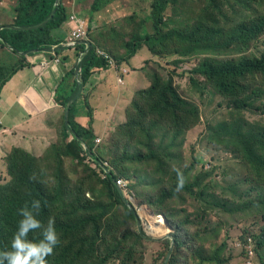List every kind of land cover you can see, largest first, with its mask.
<instances>
[{
  "label": "rangeland",
  "instance_id": "374dc122",
  "mask_svg": "<svg viewBox=\"0 0 264 264\" xmlns=\"http://www.w3.org/2000/svg\"><path fill=\"white\" fill-rule=\"evenodd\" d=\"M63 1L69 12L87 22L88 39L115 61L125 56L128 43L154 33L157 0H98L102 7L93 15L94 0ZM166 2L160 29L163 37L172 36L156 44L159 63L149 61L148 75L172 83L197 108V124L177 132L151 119L150 131L132 137L116 129L96 152L93 148L102 167L123 181L114 185L119 196L103 178V169L84 167L88 161L84 154L74 161L59 147L56 159L39 158L41 169L37 160L30 167L40 172L37 176L54 200L49 218L55 224L95 220L72 234L73 240L85 242L80 264H98L108 256L105 264H245L250 252L253 264H264V73L250 77L246 92L231 100L196 72L204 62L261 58L264 31L247 45L207 49H193L174 35H187L195 24L227 33L264 17V0ZM15 5V0H0V26L13 24ZM6 56V48L0 46V62ZM10 56L8 60L17 64L19 56ZM113 123L108 120L106 130ZM12 148L16 146L9 151ZM8 156L0 162V189L11 181ZM23 161L24 157L19 164ZM22 166L32 173L28 163ZM177 169L185 177L180 191ZM67 185L70 189L61 193ZM17 194L13 189L8 192L12 200L19 199Z\"/></svg>",
  "mask_w": 264,
  "mask_h": 264
},
{
  "label": "trees",
  "instance_id": "16d2710c",
  "mask_svg": "<svg viewBox=\"0 0 264 264\" xmlns=\"http://www.w3.org/2000/svg\"><path fill=\"white\" fill-rule=\"evenodd\" d=\"M55 2L56 0H15L16 5L13 10V24L0 26V46L6 48L7 51V60L0 62V92L12 76L30 66L27 61L28 57L38 54L40 51L51 52L53 48L59 47L61 44V41H56L53 38L52 33L59 29L63 23L67 22L70 13H68L64 1L58 0L55 13L52 14ZM101 5L102 4H100L98 0H94L93 7L90 8L91 14L93 15L94 13L99 12L102 7ZM166 5V0H157L154 3L153 9L156 14L154 33H146L143 36L138 37L137 40L128 43L127 46L129 49L125 56L119 57L116 60L118 64L126 62L129 58H132L134 54L141 49L142 45L146 46L148 50L154 54L157 48L156 44L161 45V43H164L172 36L166 34L163 37L164 33L160 29V25L163 23L161 14L165 11ZM49 17H52L50 21L39 26ZM263 31L264 17H261L256 20L239 24L227 33L223 30L207 27L203 24H195L189 29L187 35H181L178 33H175L174 35L182 43H191L193 49H207L229 46L231 44L247 45ZM214 39L216 40L215 43H213ZM92 42L95 46H92L88 52L84 54L79 67L81 71L80 80L84 85L94 70L106 69L108 67L107 61L95 54V49L98 48L99 45L94 41ZM75 49L78 54L80 52L83 53L84 45L81 44L75 47ZM58 50L46 54L52 55L54 58L58 54ZM8 52L12 55L19 56L17 64H13L8 60L11 57V54L9 55ZM196 72L221 96L226 99L238 100L241 95L246 92L247 87H249L246 83L248 79L264 73V56L259 59H242L235 62H204L198 65ZM71 75L73 76L72 73ZM148 79L149 86L146 89L138 91L129 105L126 112V122L116 127L115 130L117 129L118 132L124 130L127 135L136 137L138 131L146 132L151 130V127L149 126L151 119H157L166 124L170 129L177 132L189 130L197 124V108L184 100L178 94L172 83L161 82L154 73L149 74ZM71 88L70 95L62 101L63 87L59 85L56 89L55 101L62 102L63 106L69 105L70 102L74 100V96L78 90V85L74 80ZM85 105L88 111V116L92 118V112L88 103H85ZM74 115L75 103H72L68 115L69 127L62 123L60 141L52 147L55 159L57 158L59 147L62 148L64 157H71L74 161H78L81 158V154H84V157H88L83 148L74 138L71 142H65V133L67 132V129L72 130L75 136L81 138L86 143L88 150L92 151L94 148L92 132L90 129L84 128L75 123ZM106 141H108V139ZM96 149H94L95 152ZM22 157H24L22 165L28 163L32 173L36 174L35 176L40 172L34 171L30 167V164H35L37 160L38 166L41 169L40 160L22 150L14 149L9 154L8 162H10L9 169H11V172L9 174L11 176V181L4 188L0 189V195L4 196H0V249L9 246L10 243L7 244V240L12 234L13 229H17L15 217H20L18 213L24 201L27 203L32 200L41 201V209L37 216L38 220L41 221H45L49 218L48 207L52 205L54 201L50 198L48 192L44 190V184L41 177L37 176V178L32 179L34 174L19 164ZM84 167L89 168L90 165L85 164ZM17 168L19 170L14 176L13 172ZM43 174H45V172H43ZM105 178L109 182L111 188L119 196L118 190L112 183V178L107 174L105 175ZM204 178V176L199 178L198 181L194 183V186L197 187ZM62 187L63 190L61 193L70 189V186L68 185ZM10 189L15 191V195L18 192V200H12L9 197L8 192ZM171 195V193H168V196ZM94 222L95 220L84 218L78 220L77 223L68 219L58 224H54L60 243L57 245L54 251L55 253L52 254L50 264L82 263V260L85 258L83 255L85 242L82 239L73 240L72 234L81 229L83 225L88 223L94 224ZM262 241L264 242V231ZM108 258H110V256L103 259L98 264H105Z\"/></svg>",
  "mask_w": 264,
  "mask_h": 264
},
{
  "label": "crops",
  "instance_id": "0c3cea01",
  "mask_svg": "<svg viewBox=\"0 0 264 264\" xmlns=\"http://www.w3.org/2000/svg\"><path fill=\"white\" fill-rule=\"evenodd\" d=\"M71 28L72 24L67 21L52 36L56 41H63ZM78 55L76 49L62 50L56 55L58 65L46 53L30 56L27 58L30 66L17 72L3 86L0 92L1 163L12 146L39 156L60 141L65 108L62 102L55 101V93L61 85V100L70 95L72 82H76L74 68ZM149 61L159 63L156 55L143 47L126 62L94 70L76 101L74 122L90 129L95 139H106L107 134L126 122V112L135 94L149 86ZM85 103L91 109L92 118ZM108 120L114 123L106 130ZM67 139H71L68 132L65 142Z\"/></svg>",
  "mask_w": 264,
  "mask_h": 264
},
{
  "label": "clouds",
  "instance_id": "9594fccd",
  "mask_svg": "<svg viewBox=\"0 0 264 264\" xmlns=\"http://www.w3.org/2000/svg\"><path fill=\"white\" fill-rule=\"evenodd\" d=\"M72 16L76 17L77 19H81L85 25V28L83 30L85 35L79 39H74L72 37V33L77 26L76 23H74V21L71 20ZM67 21H69L72 24V28L69 32L68 37L65 40L61 41V44L59 45V47L53 48L51 52L44 51V52H38V54L39 53H53L54 50H58V49H59L58 50L59 52L62 50H65V49L74 50L75 47H77L81 44L84 45V51H83V53H81V52L79 53V55L75 61V68H74L75 73L78 75L77 78L80 79L81 71H80L79 67H80V63L82 61V58H83L84 54L87 53L88 50L92 46H95V44H92L91 40L88 39L89 31H88V27H87V22L82 17L78 16L74 11H71ZM86 41H89L91 43V47L87 50V52H85L87 47L83 43ZM143 47H146V46H142L141 48H143ZM95 54H96V56L105 59L108 63V67H115L116 64H118L115 60H113L103 50L96 48ZM49 60L51 62L57 64V65L59 63V59L57 57H55L53 59H49ZM147 77H148V74H147ZM117 81H118V83H120L121 79H118ZM76 83H77V80H76ZM82 85L84 86L83 83H82ZM77 93H78V90H77L74 97H76ZM80 95H81V93H80ZM80 95L78 96V98L80 97ZM77 99L75 101L73 100L72 102H70L69 105H65L64 108L65 109H66V107L70 108V105L72 103L76 104ZM65 109H64V112H65ZM63 123L65 124L64 115H63ZM71 131L72 130L67 129V132L70 134V137H71L70 140H68L69 138L67 139V143L71 142L74 138L80 144V146L83 148L86 155L88 156V161L86 164L87 165L91 164V166H93V168L97 167L99 169H103V173H104L103 178H105L106 174L110 178H112V175H110V173L105 168L102 167L100 161L96 158V156L94 157L92 155V151L87 149L88 147H87L86 143L81 138H79L78 136L73 135L71 133ZM110 134L107 135L106 139H100V138L95 139V137L93 136L92 142L94 143V149H96L100 144H103L109 138ZM56 144H57V142L54 145H56ZM53 146H51V148H49V150L46 153H43L42 156L41 155L34 156L28 152H26V153L30 154L31 156H33L37 159L44 157V156H49V157L55 158V154L52 150ZM14 149L21 150L19 148H12L6 154V156ZM95 160L97 161V163ZM176 171H177V178H178L176 191H180L185 184V177L183 176V174L178 169ZM32 179H35V175L32 177ZM112 183L114 185H116V187H118V186H121L123 184V181L118 180L117 178H112ZM40 209H41V201L40 200H32L30 202V205H29V203L26 202L24 204V206L19 209L18 214L20 217H17V216L15 217V223H16L17 229L16 230L13 229L12 234L9 236V238L11 239L10 244H9V246H7L5 248L0 249V264H50V259L52 257V254L54 253L57 245L60 243V239L58 237V234H57L55 226H54V224H55L54 219L49 218V220L46 219L45 221L38 220L37 215L39 214ZM47 220H48V223L45 224V222ZM33 233L37 234V235H34ZM248 255H249V258L246 260L245 264H253L252 261L250 260L251 259L250 256L252 255V252H250ZM168 258H169V255L167 256V260H168ZM165 263H167V261L164 262V264Z\"/></svg>",
  "mask_w": 264,
  "mask_h": 264
},
{
  "label": "water",
  "instance_id": "95a60500",
  "mask_svg": "<svg viewBox=\"0 0 264 264\" xmlns=\"http://www.w3.org/2000/svg\"><path fill=\"white\" fill-rule=\"evenodd\" d=\"M57 1H58V0H56L55 4H54V6H53L52 14L55 13L56 6H57ZM51 19H52V17H49L46 21H44L43 23H41L39 26H41V25L47 23V22L50 21ZM83 43H84V44L86 45V47H87V49L85 50V52H87V50L91 47V43H90L89 41H86V42H83ZM40 52H44V51H40ZM75 74H76V73H75ZM77 77H78V75L76 74V80H77V84H78V93H77V95H76L74 101L78 98V96L80 95V93H81V91H82V89H83L82 82H81V80L78 79ZM68 114H69V107H66L65 112H64V122H65V125H66L67 127H69V124H68ZM71 133L74 135V132H73V131H71ZM165 264H166V263H165Z\"/></svg>",
  "mask_w": 264,
  "mask_h": 264
},
{
  "label": "built area",
  "instance_id": "2783aa9c",
  "mask_svg": "<svg viewBox=\"0 0 264 264\" xmlns=\"http://www.w3.org/2000/svg\"><path fill=\"white\" fill-rule=\"evenodd\" d=\"M71 20L74 21V23H76V25H77L75 30L72 33V37L74 39H79V38L83 37L85 35V33L83 31L85 28V25H84L83 21L81 19H77L74 16L71 17Z\"/></svg>",
  "mask_w": 264,
  "mask_h": 264
},
{
  "label": "bare ground",
  "instance_id": "6f19581e",
  "mask_svg": "<svg viewBox=\"0 0 264 264\" xmlns=\"http://www.w3.org/2000/svg\"><path fill=\"white\" fill-rule=\"evenodd\" d=\"M158 222H160V220H158ZM158 222H157V223H158ZM160 224H161V223H160ZM160 231H161V230H160ZM160 231H159V232H157V233H160Z\"/></svg>",
  "mask_w": 264,
  "mask_h": 264
}]
</instances>
